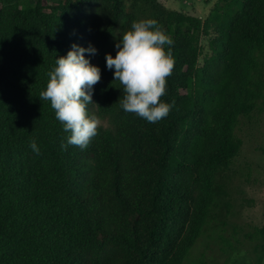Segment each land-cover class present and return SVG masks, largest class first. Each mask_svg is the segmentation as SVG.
Instances as JSON below:
<instances>
[{"label":"trees","instance_id":"trees-1","mask_svg":"<svg viewBox=\"0 0 264 264\" xmlns=\"http://www.w3.org/2000/svg\"><path fill=\"white\" fill-rule=\"evenodd\" d=\"M147 18L174 41L162 99L175 104L158 123L120 107L105 62ZM74 43L100 49L88 110L106 124L86 149L62 150L39 93ZM263 65L264 0H213L203 17L160 0H0V264H182L221 213L238 117L264 109Z\"/></svg>","mask_w":264,"mask_h":264},{"label":"clouds","instance_id":"clouds-1","mask_svg":"<svg viewBox=\"0 0 264 264\" xmlns=\"http://www.w3.org/2000/svg\"><path fill=\"white\" fill-rule=\"evenodd\" d=\"M173 39L159 22L147 18L134 20L119 41L116 54L105 53L106 67L113 72V80L122 86L123 96L120 107L149 123L165 119L175 102H165L167 79L174 71L172 52ZM96 49L73 44L66 55L57 56L55 67L50 70L46 88L39 93V99L49 101L55 118L67 133L66 143L61 141V149L68 146L84 150L98 135L100 120L88 110L93 89L101 80L100 68L85 56L95 55ZM33 152L40 150L35 138L29 144Z\"/></svg>","mask_w":264,"mask_h":264},{"label":"rangeland","instance_id":"rangeland-1","mask_svg":"<svg viewBox=\"0 0 264 264\" xmlns=\"http://www.w3.org/2000/svg\"><path fill=\"white\" fill-rule=\"evenodd\" d=\"M160 1L168 7L200 17L206 14L213 2ZM200 40L206 49L205 37ZM92 46L97 50L96 54L87 53L86 57L97 65L100 49ZM96 116L100 124H106L103 117ZM234 132L240 144L220 175L225 191L219 199L224 202L221 213L206 221L182 264H264V234L257 230L264 198V109L254 108L247 115H240Z\"/></svg>","mask_w":264,"mask_h":264}]
</instances>
